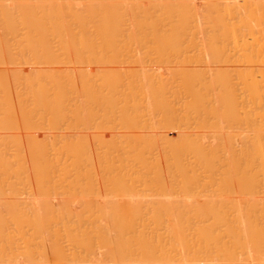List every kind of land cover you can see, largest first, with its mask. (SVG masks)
<instances>
[{
    "label": "bare ground",
    "instance_id": "6f19581e",
    "mask_svg": "<svg viewBox=\"0 0 264 264\" xmlns=\"http://www.w3.org/2000/svg\"><path fill=\"white\" fill-rule=\"evenodd\" d=\"M254 1L0 0V264H264Z\"/></svg>",
    "mask_w": 264,
    "mask_h": 264
},
{
    "label": "rangeland",
    "instance_id": "374dc122",
    "mask_svg": "<svg viewBox=\"0 0 264 264\" xmlns=\"http://www.w3.org/2000/svg\"><path fill=\"white\" fill-rule=\"evenodd\" d=\"M259 1L261 2V5H260ZM262 1H263V2H262ZM262 1H261V0H256V1H254V2H255V3H254V6H255V7H254V8H255L254 11H255V13H256L255 15H258V16H255V20L257 21V22H255V23L260 22V21L258 20V19H259V15H260V17L263 16V22H264V4H263V3H264V0H262ZM258 4H259V5H258ZM259 6H260V7H259ZM258 7H259V8H258ZM258 9H259V10H258ZM260 9H261V10H260ZM261 11H262V12H261ZM263 25H264V24H262V27H263ZM255 27L257 28V29L255 28V33H256V34H255V37H256V38H257V37L259 38V37H262V36L264 37V29L261 28V26H260L259 24H257V26H255ZM258 28H260V31H262V33L258 30ZM256 30H258V32H257ZM258 33H259L260 35H259ZM257 35H258V36H257ZM256 38H255V41H254L255 50H256V48H257V49L259 48V46H260V44H259L260 41H261V43H263L262 41H264V40H261V39H258V38H257V40L259 41V42H258V41H256ZM262 39H263V38H262ZM256 42H257V44H255ZM262 47H263L262 49H264V45H263Z\"/></svg>",
    "mask_w": 264,
    "mask_h": 264
}]
</instances>
